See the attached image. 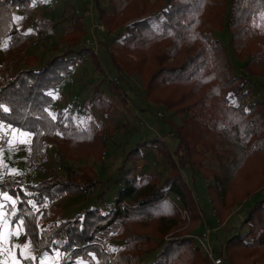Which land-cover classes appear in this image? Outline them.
Instances as JSON below:
<instances>
[{
    "label": "trees",
    "instance_id": "1",
    "mask_svg": "<svg viewBox=\"0 0 264 264\" xmlns=\"http://www.w3.org/2000/svg\"><path fill=\"white\" fill-rule=\"evenodd\" d=\"M89 2L97 24L95 35L100 34L98 26L105 28L106 35L120 29L127 33L114 52L105 51L117 73L114 84L107 83L111 92L126 96L132 90L131 78L141 77L142 102L162 106L181 118L178 125L164 121L176 139L174 150L157 136L141 143L155 148L167 175L161 181L147 173L137 176L135 162L144 159V154L136 147L127 156L132 165L119 177L121 187L107 207L101 198L110 185L96 194L102 184L92 166H63L61 173L44 171L46 139L55 133L66 142L67 160L98 157L111 134L95 116L77 124L70 114L49 109L53 93L86 58L94 70L102 72L99 55L82 45L88 34L84 22L73 15L60 37L67 47L63 53L47 62L21 56L23 66L16 68L12 61L0 63V130H16L30 137L25 143L29 166L48 173L41 179L17 170L21 173L18 178L1 179L0 175L4 217L12 226H21L23 239L36 252V264L54 257L58 264H65L66 255L81 264H211L192 239L165 237L178 228L182 211L187 213L192 231L201 219L184 171L194 183L196 176L211 181L206 194L220 223L243 198L263 193L264 104L252 97L247 83L264 72V24L257 22L264 21V0ZM31 4V0H0V45L10 35V11H29ZM155 17L161 18L156 26L151 24ZM223 30L228 34L227 47L214 35ZM24 42L25 38L10 35L8 48L23 52ZM100 44L107 48L106 43ZM100 85H95L86 108L108 117L114 101ZM207 154L217 162L218 170L203 165ZM129 174L132 179L125 178ZM90 193L89 206L72 219L40 227L47 214L44 209L55 208L65 197ZM119 221L123 225L106 252L96 242V235ZM242 225L246 232L226 236L215 258L224 264H251L256 253L264 262V195L248 207Z\"/></svg>",
    "mask_w": 264,
    "mask_h": 264
},
{
    "label": "rangeland",
    "instance_id": "2",
    "mask_svg": "<svg viewBox=\"0 0 264 264\" xmlns=\"http://www.w3.org/2000/svg\"><path fill=\"white\" fill-rule=\"evenodd\" d=\"M31 1L33 7L29 11H25L22 8H14L10 11V35L25 38L26 42L21 45L23 52H18V48H8V40L10 39V35H8L0 45V63L8 65L12 61L15 65L14 68H16L23 66L20 60L21 56H34L37 61L47 62L54 56L63 53L67 47L60 42V37L64 30L71 24L72 16H80L85 24V30L89 34L82 40V45L90 47L94 53L99 55L98 59L102 72L94 70L93 64L86 58L85 61L77 65L74 74L68 80L64 81L59 86V89L53 93L54 102L49 109L50 112L61 110L64 111V115L67 114L68 116L70 114L77 124H81L83 120L92 119L95 116L94 118L100 120L101 123L111 130V134L105 139V148L100 150L98 157H79L77 160L66 159V142L62 141L59 134L55 133L53 137L46 139L47 160L44 163V171L50 169L51 171L54 170L57 173H61L63 166H70L74 169L83 165L92 166L97 172L98 179L102 184L96 191V194L101 193L103 189L110 185L109 190L104 192L101 198V203L107 207L114 202L116 192L121 187L119 177L123 176V171L128 170L132 165V160L127 158V156L136 147L144 154V159L142 158V160L135 162L137 176L142 173H147L156 176L159 181L164 179L167 175V168L164 165V161L159 158V153H156L155 148H151L149 144L142 145L141 143L143 141L147 142L149 139L157 136L168 143L171 150H174L176 147V139L171 135V127L165 124L164 121L178 125L181 122V118L174 113L167 112L162 106L142 102L144 91L143 79L141 77L134 76L131 78L132 90H128L126 96L122 95V92H119L117 95L111 92L107 83L111 81L114 84L113 81L116 79L117 73L111 67L105 51L114 52L121 39L126 36L127 33L125 30L120 29L111 35H106L105 28L98 26L100 34L98 36L95 35L97 24L94 20L93 7L89 0ZM36 1L37 3H35ZM150 1L152 2L153 0ZM106 8L110 12L108 5H106ZM15 17L22 19L17 21ZM160 21V17H155L151 20V24L156 26ZM257 22L264 24L262 20H257ZM214 35L227 47L228 34L226 30L215 32ZM101 42L106 43L107 48L101 45ZM236 66L237 64L234 63V67ZM251 79L252 81H249V83L245 82L248 85L247 87L252 97L258 101H262L264 104V72L262 76L251 77ZM99 83L101 84L100 90H105L106 95L114 101V106L108 113V117L99 114L95 110H92L91 112L93 113H90L86 108L88 101L94 95L95 85ZM122 83L119 82L120 87H123ZM122 98L126 99V101H123ZM9 132L10 135L4 140L5 142L2 141L4 144L0 146L1 179H7L9 177L18 178L21 173H17L16 170L26 174L30 173L35 179L47 177V172L43 171V173H38L29 166V147L25 143L31 141L30 137L28 138L26 135L17 134L16 130H9ZM207 155L203 161V165L215 171L218 170L217 162L212 159L211 155ZM183 175L192 189L201 219L192 231L189 228V217L185 211H182L178 221V228L165 238L170 239L174 236L176 237V235L177 237L190 238L188 236L207 233V238L203 242L211 251L212 256H214L226 236L244 234L246 232V226L242 225L246 210L264 195V188L261 190L263 193L260 196L255 197V194L248 199L243 198V202L231 207L225 220L220 223L218 220L220 219L219 214L216 209L212 210L206 194V188L211 181L196 176L198 180L194 183V181H191L192 179L189 177V173L184 171ZM128 177L132 179L133 175L129 174L125 176V178ZM92 199L91 193L84 197H65L55 208L44 209L47 214L46 218L40 224V227L48 228L52 222L58 219H72L80 211L88 207ZM1 207L2 204L0 203V264L34 263V261L38 260L36 258L34 259L36 252L23 239L20 231L21 226L18 224L12 226L10 221L4 217V212ZM122 225L123 223L121 222L118 230ZM211 225L216 227L214 231L210 228L207 229ZM218 225L220 226L217 227ZM204 226H206L205 230L203 229ZM101 231L103 232L104 230ZM99 233L95 239L97 243H99L97 236H102ZM116 233L105 240L106 252L109 251L107 246L109 241H111L110 246L113 245L114 242L111 238ZM25 245H28V247H25ZM27 258L29 261L26 263L25 260ZM55 259L54 257L52 260L38 261V264H58L59 262H56ZM62 261L65 264H81L72 262V258L69 255L64 256ZM250 262L251 264H264L263 260L258 259L256 253L251 256Z\"/></svg>",
    "mask_w": 264,
    "mask_h": 264
},
{
    "label": "built area",
    "instance_id": "3",
    "mask_svg": "<svg viewBox=\"0 0 264 264\" xmlns=\"http://www.w3.org/2000/svg\"><path fill=\"white\" fill-rule=\"evenodd\" d=\"M10 135L9 130L4 129L0 130V143L8 138ZM121 226V222H115L113 225L109 226L106 230L101 233H99L102 236H97V239L99 241V245L102 250L106 251L105 248V240L110 237L112 234L116 233L118 228ZM190 237L196 246L209 258L212 264H224L221 258H215V256H212L211 251L209 248L204 244L203 240L207 238V233H203L200 235H192L188 236ZM102 243V244H101Z\"/></svg>",
    "mask_w": 264,
    "mask_h": 264
},
{
    "label": "snow or ice",
    "instance_id": "4",
    "mask_svg": "<svg viewBox=\"0 0 264 264\" xmlns=\"http://www.w3.org/2000/svg\"><path fill=\"white\" fill-rule=\"evenodd\" d=\"M15 19L17 20V21H19L20 19H22V18H20V17H15ZM5 112L6 111H8V109L7 108H4L3 109ZM6 199H9V197H5ZM22 223V222H21ZM25 247H28V245H25Z\"/></svg>",
    "mask_w": 264,
    "mask_h": 264
},
{
    "label": "crops",
    "instance_id": "5",
    "mask_svg": "<svg viewBox=\"0 0 264 264\" xmlns=\"http://www.w3.org/2000/svg\"><path fill=\"white\" fill-rule=\"evenodd\" d=\"M219 226H220V225H218L217 227H219ZM209 228H210L211 230H213V231L216 229V227H213L212 225H211V226H208L207 229H209ZM203 229L205 230V229H206V226H204ZM204 230H202V231H204ZM202 231H201V232H202ZM201 232H199V233H201Z\"/></svg>",
    "mask_w": 264,
    "mask_h": 264
}]
</instances>
